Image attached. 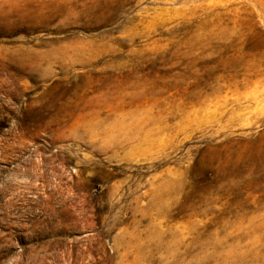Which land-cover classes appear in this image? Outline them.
I'll return each instance as SVG.
<instances>
[{
  "label": "rangeland",
  "instance_id": "374dc122",
  "mask_svg": "<svg viewBox=\"0 0 264 264\" xmlns=\"http://www.w3.org/2000/svg\"><path fill=\"white\" fill-rule=\"evenodd\" d=\"M0 264H264V0H0Z\"/></svg>",
  "mask_w": 264,
  "mask_h": 264
}]
</instances>
